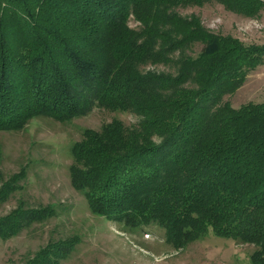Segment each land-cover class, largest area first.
I'll list each match as a JSON object with an SVG mask.
<instances>
[{"label": "trees", "instance_id": "obj_1", "mask_svg": "<svg viewBox=\"0 0 264 264\" xmlns=\"http://www.w3.org/2000/svg\"><path fill=\"white\" fill-rule=\"evenodd\" d=\"M216 2L264 11V0H0V131L95 107L132 112L136 124L114 118L72 146L71 181L90 210L129 232L157 224L177 249L209 231L233 237L264 264V101L225 99L264 62V45L180 12ZM21 174L0 186V205ZM19 204L0 216L1 239L54 214ZM75 245L50 241L24 264H60Z\"/></svg>", "mask_w": 264, "mask_h": 264}, {"label": "rangeland", "instance_id": "obj_2", "mask_svg": "<svg viewBox=\"0 0 264 264\" xmlns=\"http://www.w3.org/2000/svg\"><path fill=\"white\" fill-rule=\"evenodd\" d=\"M180 12L199 14L214 32L234 35L246 44L264 45V11L258 17H245L216 2L181 8ZM130 23L137 25L133 19ZM225 99L236 108L249 101H264V62ZM114 118L129 126L139 120L132 112L95 107L71 121L38 116L22 129L0 131V186L22 172L18 190L0 205V216L9 214L21 201L31 208H54L46 220L24 227L11 238H0V264H24L50 241L70 238H76V245L60 264H253L251 254L256 246L252 243L209 231L177 249L167 243L165 230L157 224L129 232L120 221L90 210L86 197L71 181L72 146L83 138L86 128L100 129Z\"/></svg>", "mask_w": 264, "mask_h": 264}]
</instances>
